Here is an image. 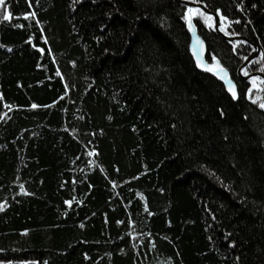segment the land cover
I'll return each mask as SVG.
<instances>
[{
    "label": "trees",
    "instance_id": "16d2710c",
    "mask_svg": "<svg viewBox=\"0 0 264 264\" xmlns=\"http://www.w3.org/2000/svg\"><path fill=\"white\" fill-rule=\"evenodd\" d=\"M185 1L3 0L0 257L264 264V0Z\"/></svg>",
    "mask_w": 264,
    "mask_h": 264
},
{
    "label": "water",
    "instance_id": "95a60500",
    "mask_svg": "<svg viewBox=\"0 0 264 264\" xmlns=\"http://www.w3.org/2000/svg\"><path fill=\"white\" fill-rule=\"evenodd\" d=\"M183 3L189 7H200L207 13L214 15L216 19V30L219 31L221 20L217 13L208 10L203 4H198L196 2L185 1V0H183ZM188 31L191 36L190 50H191L192 55L194 56V59L197 63L198 68L203 72L213 75L219 81H221L225 85L227 92L233 97L234 100L237 101L239 99L238 87L229 69L221 62L219 58L211 57L207 43L199 34L198 28L195 24V18L193 14H190L188 17ZM219 33L223 35L222 32H219ZM227 38L231 41H235L238 39H246L243 37H235V38L227 37ZM254 48H255V51L251 53V55L247 58L245 63L239 68L240 74H241L242 68L245 67L252 59H254L255 57L259 55L260 48L258 47V45L254 44ZM253 76H261L264 78L263 73H254L252 75L246 76L245 79H249ZM233 93H235V95Z\"/></svg>",
    "mask_w": 264,
    "mask_h": 264
},
{
    "label": "rangeland",
    "instance_id": "374dc122",
    "mask_svg": "<svg viewBox=\"0 0 264 264\" xmlns=\"http://www.w3.org/2000/svg\"><path fill=\"white\" fill-rule=\"evenodd\" d=\"M0 264H41V256L30 254L22 258L0 257Z\"/></svg>",
    "mask_w": 264,
    "mask_h": 264
},
{
    "label": "snow or ice",
    "instance_id": "6c2138e0",
    "mask_svg": "<svg viewBox=\"0 0 264 264\" xmlns=\"http://www.w3.org/2000/svg\"><path fill=\"white\" fill-rule=\"evenodd\" d=\"M2 4H3V0H0V5H2ZM233 94L235 95V93H233ZM262 107H264V105H262Z\"/></svg>",
    "mask_w": 264,
    "mask_h": 264
}]
</instances>
